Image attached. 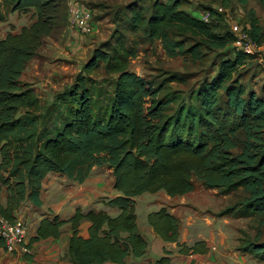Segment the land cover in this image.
I'll list each match as a JSON object with an SVG mask.
<instances>
[{
    "label": "trees",
    "instance_id": "16d2710c",
    "mask_svg": "<svg viewBox=\"0 0 264 264\" xmlns=\"http://www.w3.org/2000/svg\"><path fill=\"white\" fill-rule=\"evenodd\" d=\"M184 1L131 0L116 9L109 39L46 103L21 76L60 24L64 0H0L9 11H31L32 18L19 31L0 35V218L13 220L27 200L40 206L41 182L49 172L82 183L92 167H106L118 192L104 202L118 209L115 215L76 207L67 218L43 217L29 237L30 247L60 236L68 224L67 254L74 264H142L135 259L144 255L147 241L137 226L134 197L159 190L180 196L194 190L195 180L224 194L241 191L225 212L264 216V85L258 92L242 78L246 64L258 59L231 46L234 34L216 7L231 12L233 0H206L209 6L199 11H210L214 17L208 22L183 8ZM254 1L264 8V0ZM240 24L264 44V27L252 8ZM127 33L141 42L158 40L169 57L198 60L207 50L231 51L228 57L218 52L223 57L216 69L195 81L179 71L149 79L129 69L136 49ZM99 67L113 76L92 77ZM146 217L163 241L176 242L178 253L208 251L205 240L178 241L179 218L165 207ZM83 222L86 234L80 231ZM242 244L241 251L264 262L258 236ZM170 253L164 249L148 264H171Z\"/></svg>",
    "mask_w": 264,
    "mask_h": 264
},
{
    "label": "rangeland",
    "instance_id": "374dc122",
    "mask_svg": "<svg viewBox=\"0 0 264 264\" xmlns=\"http://www.w3.org/2000/svg\"><path fill=\"white\" fill-rule=\"evenodd\" d=\"M130 1L64 0L65 9L62 10L60 24L50 36L44 38L37 54L28 62L21 80L29 83L42 102L49 103L56 92L61 91L74 81L75 76L82 71L84 63L91 57L93 49L109 39L117 25L114 19L115 10H121ZM72 2L89 9L94 24L92 33L81 34L73 29L68 10L69 4ZM206 6H209L206 0H185L182 4L183 8L194 15H199L201 13L199 9ZM229 8L239 22L240 18L243 19L246 9L252 8L264 27V8H261L254 0H247L245 6L241 5L238 0H233L232 6ZM0 15L3 16L0 20L1 36L9 31L17 32L23 25H28L32 21L31 11L12 12L1 3ZM137 38L139 37L127 33L128 43L136 49L135 56L129 61V69L149 79L155 78L163 71H179L189 73L190 82L195 81L204 75H211L216 69L215 64L220 61L221 57H228V51H231L228 47L223 50H207L198 60H192L187 55L169 57L158 40L148 43L141 42ZM218 52L223 56H220ZM257 59V61L252 60L246 64L242 78L248 88L260 92L261 86L264 85V55L261 59ZM91 75L98 79L102 77L109 79L113 76L105 74L102 67L92 71ZM93 175L94 179L100 180L102 196L94 197L89 194L92 198L91 200L87 199V202H82V196H80L78 207L83 211L95 208L100 203L104 204L105 200L110 198L111 170H107L106 167H95ZM51 183L53 185H49L48 198L51 193L55 192V189L61 190V185L65 182H61L60 179L56 181L53 178ZM82 189L86 190V188ZM240 195V190L224 194L217 188H206L198 180H195L194 190L185 196L170 198L163 190L154 193L145 192L137 197V203L135 201L137 222L140 225L147 222L146 210L152 208L155 211L156 209L153 208L156 207L157 202L165 203V206L161 207L166 209H168L167 206L170 208L176 206L174 210L178 214L180 226L185 227L186 236L192 240V243L212 237L211 246L208 249L213 250L214 259L219 260L223 256L225 259L237 260L236 256L241 255L245 259L247 258L249 263L264 264V262L258 263L252 255L244 253L240 249L245 239L258 236L260 241H264V216H236L233 211L225 212L239 199ZM180 243L186 244V242ZM212 246L215 249H212ZM152 252V250L149 251V255L154 256L155 259L158 258L159 255H152Z\"/></svg>",
    "mask_w": 264,
    "mask_h": 264
},
{
    "label": "crops",
    "instance_id": "0c3cea01",
    "mask_svg": "<svg viewBox=\"0 0 264 264\" xmlns=\"http://www.w3.org/2000/svg\"><path fill=\"white\" fill-rule=\"evenodd\" d=\"M94 170L95 167H92L90 175L82 183H77L73 181L70 182V179H68L65 175H61L60 173L49 172L46 174V176L41 182L42 188L40 193V200H41L40 206H35L32 202L27 200L22 203V205L15 214V217H23L26 220L29 237L34 234V230L37 227L38 222L43 217L58 215L60 218H67L68 216H70L74 212L75 208L78 207L80 196H82L81 197L82 202H87V199L91 200L92 198L91 195L94 197L102 196L101 195L103 192V190L101 189L102 185H100L99 179H94V175H93ZM107 170L109 169L107 168ZM53 178H55L56 181L60 179L61 182L63 181L65 183H62L61 190L55 189V192L51 193L48 198L47 193L49 192V185L50 184L53 185V183H51ZM112 182H113V176L111 178V183H110L111 186H112ZM82 188H86V190H83ZM188 194H190V192L183 195L185 196ZM109 195L111 198L115 195H118V192L114 190L112 187ZM138 196L134 197L136 203ZM174 197L177 196H173L172 198ZM4 199L5 197L3 195L2 201H4ZM157 205L153 209L158 210L161 206H165V203L157 202ZM175 207L173 206V208H170V206L169 207L167 206L168 211L178 217L177 212H175L174 210ZM95 209L106 210L111 215H115L116 213H118L117 208L106 206L103 203L97 205ZM146 211L148 214L150 211L153 210L152 208H149ZM136 217H137V213H136ZM137 226L140 233L144 236V238L147 241V248L144 255L135 259L141 262L142 264H148L149 262L155 260V258H153L154 256L149 255V251L151 250L153 251L152 255L155 254L162 256L164 255V249L171 252L169 254L171 258V264H238V263L255 264V263L247 262L246 260L247 258L245 259L241 255L236 256L237 260H234L233 258L225 259L223 256H221V259L216 260L212 255L213 250L210 249H208V251L205 253L181 254L178 253V247L176 245V242L163 241L153 231V229L150 227V225L147 222H143L142 225H140L137 222ZM86 228H87V222H83L80 226V231L82 234H86ZM61 230L62 232L60 236L56 238L50 237L47 239H41L33 242L30 247L31 248V251L29 253L30 257H25L24 255H19V254L14 255L6 252L3 247H0V264H74L73 262L70 261L69 256L67 254L68 238L71 235L72 230L69 228L68 224L62 225ZM202 240H205L207 242L208 247L211 246L210 241H212V237H210V239L208 240L207 239H202ZM179 241L186 242V244L188 245L192 244V240H189L186 236L185 227L182 226H180L179 229ZM211 248L215 249V247L213 246ZM254 259L258 263L262 262L257 260L256 258ZM128 260H131V258H129ZM96 264H116V263L106 261L103 263H96Z\"/></svg>",
    "mask_w": 264,
    "mask_h": 264
},
{
    "label": "built area",
    "instance_id": "2783aa9c",
    "mask_svg": "<svg viewBox=\"0 0 264 264\" xmlns=\"http://www.w3.org/2000/svg\"><path fill=\"white\" fill-rule=\"evenodd\" d=\"M70 5V6H69ZM68 6L71 15L72 27L75 31L81 34H89L94 30V24L91 19L89 9L79 6L78 3L72 2ZM216 10L223 12L225 20L229 28L234 34L232 47L236 50H241L246 54L255 55L261 59L264 55V46L257 43L249 33L244 30L239 21L235 19L233 14L223 8L217 6ZM199 17L208 22L213 19V15L209 10H204L199 14ZM0 235L4 240V250L11 254L24 255L30 253L28 226L23 217H15L13 220L0 218Z\"/></svg>",
    "mask_w": 264,
    "mask_h": 264
}]
</instances>
